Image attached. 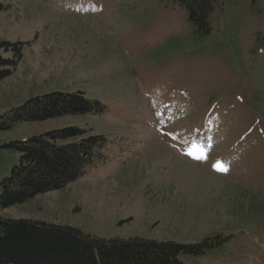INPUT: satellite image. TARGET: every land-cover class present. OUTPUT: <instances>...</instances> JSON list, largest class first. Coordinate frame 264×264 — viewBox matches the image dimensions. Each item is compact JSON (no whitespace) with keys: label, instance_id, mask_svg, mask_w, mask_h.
<instances>
[{"label":"rangeland","instance_id":"1","mask_svg":"<svg viewBox=\"0 0 264 264\" xmlns=\"http://www.w3.org/2000/svg\"><path fill=\"white\" fill-rule=\"evenodd\" d=\"M0 4V55L11 59L0 65L10 71L0 124L55 92L82 91L104 107L0 129V195L19 161L14 142L72 127L86 132L59 143L106 138L87 174L0 206L1 217L99 237L188 244L219 235L185 262L264 264V0H216L207 32L178 0Z\"/></svg>","mask_w":264,"mask_h":264},{"label":"trees","instance_id":"2","mask_svg":"<svg viewBox=\"0 0 264 264\" xmlns=\"http://www.w3.org/2000/svg\"><path fill=\"white\" fill-rule=\"evenodd\" d=\"M178 1L187 8L193 24L207 32L216 0ZM4 9L0 4V12ZM10 46L16 44L3 45L5 50ZM9 62L10 58L0 55V65ZM8 74V69H0V80ZM103 112V105L87 98L82 91L55 92L12 110L0 129H8L22 120L43 121ZM85 132L83 128L72 127L11 144L20 156L10 175L1 182L0 206L24 203L87 174L93 163L105 156V136L91 135L59 143V140L82 137ZM218 238L219 235L207 236L200 242L185 244L140 237H99L70 226L0 216V264H187L184 257L203 254L217 244Z\"/></svg>","mask_w":264,"mask_h":264},{"label":"snow or ice","instance_id":"3","mask_svg":"<svg viewBox=\"0 0 264 264\" xmlns=\"http://www.w3.org/2000/svg\"><path fill=\"white\" fill-rule=\"evenodd\" d=\"M189 154H191V153H189ZM201 158H203V157H201ZM214 167H216L218 170H221V171L227 170L222 164H217Z\"/></svg>","mask_w":264,"mask_h":264}]
</instances>
